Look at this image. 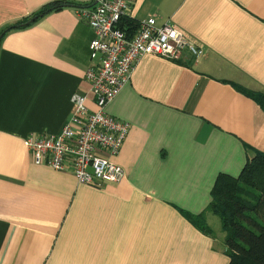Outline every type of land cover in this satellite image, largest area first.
<instances>
[{
    "label": "crops",
    "instance_id": "crops-1",
    "mask_svg": "<svg viewBox=\"0 0 264 264\" xmlns=\"http://www.w3.org/2000/svg\"><path fill=\"white\" fill-rule=\"evenodd\" d=\"M51 1L0 0V264H226L220 220L205 209L216 175L237 176L264 150V111L236 87L264 94V0H133L128 19L170 22L203 53L135 62L104 107L129 123L110 156L125 175L97 186L35 164L23 145L58 132L95 62L78 13L94 0L31 18Z\"/></svg>",
    "mask_w": 264,
    "mask_h": 264
},
{
    "label": "built area",
    "instance_id": "built-area-1",
    "mask_svg": "<svg viewBox=\"0 0 264 264\" xmlns=\"http://www.w3.org/2000/svg\"><path fill=\"white\" fill-rule=\"evenodd\" d=\"M133 2L94 0L90 8H79L93 32L88 53L95 62L83 76L89 83L88 93L72 94L71 114L57 133L31 132L23 139L35 164L72 172L79 184L116 183L125 175L110 156L120 151L129 123L111 116L104 107L129 80L135 62L145 53L172 60L179 59L184 49L197 57L203 53L182 28L170 22L157 24L155 17L143 18L134 30L126 31L120 23L129 18ZM88 94L94 110L85 105Z\"/></svg>",
    "mask_w": 264,
    "mask_h": 264
},
{
    "label": "trees",
    "instance_id": "trees-1",
    "mask_svg": "<svg viewBox=\"0 0 264 264\" xmlns=\"http://www.w3.org/2000/svg\"><path fill=\"white\" fill-rule=\"evenodd\" d=\"M64 5L69 6L72 3L65 0H53L32 14L31 18L52 9H60ZM131 23L134 29L137 22H133L132 19L123 18L120 25L127 31L126 27L132 26ZM3 30L4 28L0 31V36ZM233 85L236 86V84ZM236 87L255 100L264 111L262 92ZM245 162L237 176L227 175V173L216 175L211 187V199L205 209V212L216 214L220 220V227L224 234L225 250L223 252L229 258L226 264H264V150L255 151L253 156H249ZM204 213L200 212L198 217L194 218V222L204 233L211 234L210 228L206 226Z\"/></svg>",
    "mask_w": 264,
    "mask_h": 264
},
{
    "label": "rangeland",
    "instance_id": "rangeland-1",
    "mask_svg": "<svg viewBox=\"0 0 264 264\" xmlns=\"http://www.w3.org/2000/svg\"><path fill=\"white\" fill-rule=\"evenodd\" d=\"M215 218H216V221H217L216 223H218V222H219V220H218V217H216V215H215ZM216 223H215V224H216Z\"/></svg>",
    "mask_w": 264,
    "mask_h": 264
}]
</instances>
